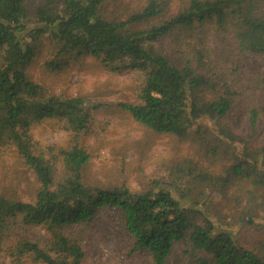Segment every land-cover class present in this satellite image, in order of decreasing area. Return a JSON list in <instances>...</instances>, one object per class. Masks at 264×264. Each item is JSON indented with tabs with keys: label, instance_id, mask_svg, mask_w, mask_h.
<instances>
[{
	"label": "trees",
	"instance_id": "1",
	"mask_svg": "<svg viewBox=\"0 0 264 264\" xmlns=\"http://www.w3.org/2000/svg\"><path fill=\"white\" fill-rule=\"evenodd\" d=\"M106 1L45 0L31 14L28 0H0V160L12 157L39 184L34 203L0 195V255L15 264H83L74 232H88L107 210L133 240L131 253H145L150 264H168L179 246L190 264H264V242L259 250L239 244L218 213L209 217L197 202L186 203L191 189L181 186L188 177L220 191L242 208L239 223L257 226L264 82L251 76L250 85L233 89L228 76L246 74L245 57L264 58V0H146L122 21L102 16ZM156 18L159 25L150 22ZM45 35L57 56H90L105 68L141 72L140 104L121 107L157 134L204 148L209 164L183 160L169 182L153 181L141 192L84 186L92 149L83 137L100 105L56 96L27 79L36 56L31 43ZM51 120L72 136L69 149L32 143L31 127ZM37 229L44 238L32 237Z\"/></svg>",
	"mask_w": 264,
	"mask_h": 264
},
{
	"label": "rangeland",
	"instance_id": "2",
	"mask_svg": "<svg viewBox=\"0 0 264 264\" xmlns=\"http://www.w3.org/2000/svg\"><path fill=\"white\" fill-rule=\"evenodd\" d=\"M62 1L56 0L57 3ZM44 2L28 0L31 14ZM145 4L146 0H107L102 8V16L111 21H122L130 14L141 11ZM161 20L156 18L150 22L159 25ZM31 45L36 56L26 69L28 80L56 96L80 98L91 107L100 105V108L92 111L90 129L83 137V142L92 149L91 159L82 169L84 186L103 190L126 186L132 192H141L153 181L169 182L173 169L183 160L192 159L205 167L209 164V156L204 148L181 142L170 135L157 134L138 124L121 107L124 104H140L139 91L144 78L137 69L125 65L112 70L90 56H57L56 43L47 35ZM242 66L245 75L240 76L237 72L228 76L233 89L250 85L251 76H257L259 82H264V58L245 57ZM262 91L264 93V86ZM238 127L241 126L238 124ZM258 130L256 141L260 146L264 142V126ZM30 135L32 143L40 148L65 150L72 144V136L57 121H44L31 127ZM217 165L219 161L214 168L216 171L219 169ZM191 180L186 177L181 185L191 189L186 203L197 202L209 217L218 213L231 227L239 244L249 250H259L264 242V189L255 190L252 213L257 226L253 228L238 222L242 208H236L224 200L220 191H213L207 186L197 187ZM38 189L39 184L27 167L10 156L0 160L1 196L34 203ZM235 191L230 190L229 195ZM97 219L95 227L88 232H74L84 250L83 264H150L145 253H131L133 240L118 225L115 214L102 210ZM220 221L225 224L223 220ZM31 235L39 239L45 236L40 229L33 230ZM0 264L15 263L6 260L4 254L0 255ZM168 264H190V261L179 246Z\"/></svg>",
	"mask_w": 264,
	"mask_h": 264
}]
</instances>
